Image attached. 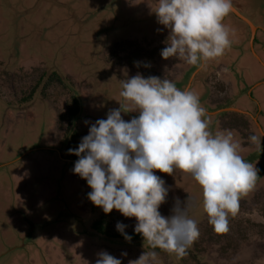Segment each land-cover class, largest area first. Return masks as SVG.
<instances>
[{
  "label": "rangeland",
  "instance_id": "1",
  "mask_svg": "<svg viewBox=\"0 0 264 264\" xmlns=\"http://www.w3.org/2000/svg\"><path fill=\"white\" fill-rule=\"evenodd\" d=\"M232 2L236 9V4L242 5L243 12L260 27L264 36V0ZM155 4L156 0H0V264H95L96 254L102 250L115 257L130 251L136 259L143 251L151 252L137 238L129 242L122 234H118L119 237L98 229L92 231L93 222L98 224L101 220L99 213L92 215L80 211L73 216L66 207L62 223L54 224L50 230L37 226L35 234L26 237L29 235L22 232L21 222L26 223L32 217L20 213L15 220L12 198L18 194L22 199L33 196L36 200L29 194L28 185L31 193L40 194V199L46 201L50 192L45 190L41 194L37 189L38 178L48 176L46 170L50 173L45 180L47 183L50 181L53 186L67 189L68 200H71L69 206L72 204L74 208L77 203L81 204L78 197L84 191L68 187L70 176L64 171L70 164L62 162L61 154L67 156L73 130L81 135L78 138L80 143L90 127L84 123L86 120L94 123L97 119H106L109 109L119 107L118 101L123 100L119 95L121 80L139 72L145 77L155 75L175 83L188 73H184L187 67H192L181 89H185L187 83L198 95L202 92L198 78L192 79L198 66L175 58L164 60L157 52L158 46L167 42L168 31H157L161 25L155 21V14L149 7L154 8ZM224 23L231 29L233 41L226 50L229 57L225 62L236 67L244 66L243 72H247L250 78L254 76V80L257 76L264 78V50L253 46L252 41H246L243 32H239L244 27L248 31L246 37H252L250 23L232 12ZM26 24L29 29L20 28ZM259 36L254 45L261 40ZM134 62H139V67ZM145 64L151 66L145 67ZM230 71L226 72L230 74ZM214 85L217 90L225 87L224 84ZM216 95L213 100L216 104L211 106L217 120L218 114L222 113L218 108L232 103H240V107L249 108L253 113L260 105L262 113L258 120L264 126V84L253 93L247 92L245 98H242L243 93L235 91L229 101H223L224 104L220 102L222 95ZM230 97L235 101L232 102ZM75 99L80 104V112L71 122L70 108L78 104ZM122 115L129 120L136 113ZM234 117V123L229 119L225 123L243 126L242 134L237 132L242 140L248 141L252 131L261 134L250 116ZM238 142L241 144L240 140ZM241 145L240 155L246 160L252 163L255 154L264 160L263 148L261 153L260 150L255 153L253 148ZM77 146L74 144L75 148ZM43 152H47L45 158H41ZM30 162L39 169L27 167ZM23 165L28 173L22 172ZM255 165L260 170L255 189L241 198L239 212L229 219V231L223 234L216 233L208 223L203 211L202 188L190 175L178 169L174 175L157 170L156 174L170 188L167 203L160 208L161 214L171 215L174 198L184 201L189 195L188 216L197 222L200 236L187 248L189 255L177 258L175 254L161 250L156 253L154 264H264V173L261 174L264 165ZM71 173L86 185L87 190L86 180ZM61 176L65 179L62 184L58 182ZM65 189L60 191L62 195H65ZM87 193L82 194L83 202L90 201ZM50 198L51 195L49 202L52 204ZM84 204L91 209L92 206ZM42 206L46 205L36 206L33 214L37 216ZM99 210L103 213L102 208ZM113 211V218H109L113 227L122 222L127 225L126 230H134L135 218H126L117 210ZM19 235L22 240L26 237L23 242L28 244L27 247L19 248L13 242V249L8 252V242ZM75 251H79L78 254L75 255ZM129 260L133 259L125 256L122 263L128 264Z\"/></svg>",
  "mask_w": 264,
  "mask_h": 264
},
{
  "label": "clouds",
  "instance_id": "2",
  "mask_svg": "<svg viewBox=\"0 0 264 264\" xmlns=\"http://www.w3.org/2000/svg\"><path fill=\"white\" fill-rule=\"evenodd\" d=\"M149 7L163 26L157 31H168L160 51L164 60L175 58L202 67L223 56L233 43L224 23L232 0H156L155 7ZM120 88L119 107L109 109L106 119L86 120L88 134L78 147L67 150L78 157L71 171L86 180L91 189L87 198L94 206L105 214L115 209L135 218L134 232L152 249L183 258L200 236L197 222L188 216L190 197L184 201L175 197L171 215H162L170 188L157 170L174 175L178 169L201 186L203 211L219 234L229 231V219L237 216L241 198L255 189L260 170L240 155L231 131L211 130L212 120L193 90L139 72L121 80ZM128 113L136 115L125 120L122 114ZM249 141L261 143L256 135ZM126 227L116 224L130 242ZM96 255L95 264H122L107 251ZM156 255L143 251L128 264H154Z\"/></svg>",
  "mask_w": 264,
  "mask_h": 264
},
{
  "label": "crops",
  "instance_id": "3",
  "mask_svg": "<svg viewBox=\"0 0 264 264\" xmlns=\"http://www.w3.org/2000/svg\"><path fill=\"white\" fill-rule=\"evenodd\" d=\"M232 4H234V3L232 2ZM236 7H237V10H239V12L241 11L240 13L242 15H244L249 21H251L254 25H256L250 19V17H248L243 12L242 5L236 4ZM97 12H98V9L95 11V14H97ZM31 13H32L31 16H33V12H31ZM31 16H29V17H31ZM156 26H157V24H156ZM22 27H28V29H29L30 26L26 24V26L25 25L20 26V28H22ZM160 28H162V25L159 27V29ZM239 32H243V35H244V38L246 39V41H248V42L252 41L253 46L260 47V48H262L264 50V41L262 40V39H264V36L261 33L260 27L258 25H256V28H255V31H254V35L252 34V29H251V35H253L252 37H249V36L246 37L248 35V33H247L248 31H246L244 27L241 28ZM258 36L260 37L261 40L257 42V45H254V41L257 40ZM36 40L37 39H35V42L38 43ZM165 46H166V43H163L162 46L159 45L157 52H160L162 47L164 48ZM228 54L229 53L225 52V54L223 56L219 57L217 60L214 59L212 63L207 62L206 65H204L202 67H199L197 69V71H196L197 73L195 72L193 74V78L192 79H197L198 78L197 81L200 83L199 87H200V91H202V92L199 93V98H200L201 105L206 109L208 116L211 117V120H212L211 130L213 132H217V131H219V132H228V131L231 130V132L233 133L234 139L236 141L240 140V143L242 144V145L241 144L240 145L243 148L244 147L248 148V149L253 148L255 153L258 150H260V153H261V148H263V152H264V147H263L264 126L258 120L260 114L262 113V107L260 105H258V108H257L256 112L253 113V111H251L249 108L245 109V108L240 107L239 106L240 103H237V104L232 103L230 106H228L230 108H228V107L218 108V109H220L222 111V113L218 114L219 115L218 120L216 119L217 115H213L214 112H212V111H214V110H213L211 105H215L216 104V103H213L214 98L217 97L216 94L220 93L222 95V96L220 95L221 96L220 102H222L224 104L225 102H223V101H226V100L229 101V96H231L233 92L239 91V92L243 93L242 98H245L247 92H249V94L253 93L257 89L258 86L264 84V78L261 79V78H259L257 76V78L254 80L253 79V77H254L253 75H252L253 77L250 78V76L248 75L247 72L244 73L243 72L244 66L236 67L235 65H231L229 62H225V59L228 60V57H229ZM220 60H221V63H219ZM170 62H173V61H170ZM233 68H234V70H233ZM186 69L189 70V67H187ZM229 69L232 70V71H230L231 72L230 74H228L226 72L227 70L229 71ZM202 70L204 72H202ZM222 71H224V72H222ZM189 73L190 72H188L187 74H184L183 78H181L182 80H178V82H175V84H176V86L178 88H180V89L182 88L185 79H187L186 76H189ZM200 75H202V77H200ZM214 76H216V78H214ZM214 84H217L218 86H221V84L222 85L224 84L225 87L223 89L217 90V87H215ZM185 88L191 89L190 85H188L187 83H186ZM244 89H245L246 94H244ZM224 94L226 96H224ZM227 95H228V97H227ZM230 100H231V97H230ZM231 101L233 102L235 100L232 99ZM231 107H234V108H231ZM228 110H235V111H228ZM236 115H237V118H239L240 116H245V117L246 116L247 117L250 116L249 118L252 120L253 124H254V121H255L256 125H258V128L261 131V134L259 132L257 133V131H256V133H255V131H252L253 133H251V134L260 137V140H261L260 145L253 144L249 140H248L249 142L247 140H244V139H243L244 140L243 141L238 136V133L242 134V132L240 130L242 128H244L243 126H241V125L237 126L236 124H229L228 122L225 123V121L227 119H229V121H232V122L235 121L234 118H236V117H234V116H236ZM254 127L256 128L255 124H254ZM249 143H251V144H249ZM47 152L41 153L40 154L41 158H45V155L47 154ZM25 154L26 153H24V155ZM21 155L22 154L19 153V158H21ZM62 156H63V154H61V158L63 160L62 162H67V163L70 164V167L66 168L65 171H64V173H68V176H70V179H69V182H68V187L69 188L72 187L74 189L76 187H78L79 189L84 191V192L81 191L82 193L78 197V200L81 199V200H79L80 201L79 203H81V204L78 205V203H77V205L74 206V208H72L73 207L72 204L69 206L68 204H69V202H71V200H68L69 197L67 196V189H65L63 187L56 186V185L53 186L52 185L53 183H51L50 181L47 183V181H45V180H47V177L49 176L50 173L47 172L46 170H44L47 173L48 176L47 177H39L38 178L37 189H38V191H41V194L45 190H48L50 192V194H49L48 198L46 199V201L44 200L45 198L40 199V196H41L40 194H39L40 196L36 195V193L34 194V191H32V193H31L30 190H29L30 187L28 185H27V190L29 191V194L30 195L31 194L34 195L36 197V200L34 199L33 196H31V198H28V199H26V198L22 199V198L19 197L18 194L16 196L14 195V198H12L13 207L15 209V211H14L15 214H13L12 216H15V220H17V218L20 217L19 216L20 213H23V214L27 213L26 214L27 217H32L26 223L21 222L22 226H23L22 227V230H23L22 232L24 234H26V235L35 234V229H36L37 226L46 228L48 230L53 229L54 224H56L58 226V224L62 223L61 222V218L65 215L64 210H63L64 207H66V209L69 210L70 214L72 213L73 216H75V213L78 214L80 211H84L85 213H92V215L99 213L101 217L104 216V217L110 218V219L113 218V213L105 214L104 212L103 213L100 212L99 207L94 206L91 201H89V202L84 201L83 202L84 196L82 198V194L85 195L86 191L89 192L90 187H88V185H87L88 189L86 190V187H85L86 185L82 181L81 182L83 184L80 183L77 180L78 177L77 178L76 177H72L74 175H72L71 169H72V167H74V162L77 159H73V158L69 157L68 153H67V156H65V157L64 156L62 157ZM0 163H2V162H0ZM252 163L254 165L255 164H259L261 167H263L264 160H263V158L261 156H259L258 154H255L252 157ZM29 166L30 167L32 166L33 169H39V167L36 166L35 163H33V162H30L29 164H27V167H29ZM26 168L23 165V167L21 168L22 172L28 173L27 170H25ZM41 170H43V169H41ZM263 173H264V170H263V172L261 174H263ZM61 178L58 181L60 184H62L64 182V180H65L64 176H61ZM43 180H44V182H43ZM42 184H43V186H42ZM65 186L67 187V185H65ZM14 189L15 188L12 187L13 191H14ZM62 189H65V195H62L60 193V191ZM23 193L28 196V193L24 192V189H23ZM50 195H51L50 201L52 202V204L49 202ZM85 202H86V204H88L89 207L92 206L90 210L88 209V207L85 206V204H84ZM41 203H43V204H41ZM44 204L46 206H42L41 207V209H40V210H42L41 212H40V210L37 211V213L39 212V214L37 216L35 214H33V213H35V210L37 209L36 206L40 207L41 205H44ZM20 205L24 206L25 208L19 207ZM94 225H95V222H93V224H92V228H91L92 231L94 229H96ZM45 226H50V227H45ZM31 228H33V229H31ZM30 229H31V231H30ZM26 237H31V236L29 235V236H26ZM23 240H22V236H20V235L18 236L17 239H12L11 242L10 241L8 242L6 250H8V252L12 251L13 247H12L11 243H13V242H15L17 244V247H19V248L27 247L28 244H25V242H23ZM139 240H140V244L143 245L144 247H146V250L149 249L151 251H155L156 253L161 252V250L152 249L150 246H146L147 242L146 241L144 242L143 238L139 239ZM18 242H20V244H18ZM3 250H5V249H3ZM21 251H25L26 253L30 252L28 250H21ZM78 252L79 251H75L74 254L76 255V254H78ZM189 253H190V250H187V254L188 255H189ZM131 255H132V252L129 251L127 256H129L130 258L135 260L136 258H134V256L133 255L131 256ZM117 258H120V259L123 260L125 257H122L121 255H117ZM122 264H124V263H122Z\"/></svg>",
  "mask_w": 264,
  "mask_h": 264
},
{
  "label": "trees",
  "instance_id": "4",
  "mask_svg": "<svg viewBox=\"0 0 264 264\" xmlns=\"http://www.w3.org/2000/svg\"><path fill=\"white\" fill-rule=\"evenodd\" d=\"M75 101H76V99H75ZM76 103H78V102L76 101ZM79 106H80V104L78 103L75 108H70V113L69 114H70L71 122L75 121L78 113L80 112V107ZM77 134H78V136H77ZM80 136L81 135H79V132L76 131V129L73 130L72 135H71V139H70L71 142L69 143V147L67 148V150L69 148H75L74 144H76V143L79 145V141H78L79 139L78 138ZM68 155H69V157H71L73 159H78V157L76 155H74V154H68ZM111 222L112 221L109 218L101 217V220H99V223L97 222L98 224H95V228L100 230V231L106 232L107 234H116V235L121 234L120 232H118L116 230V227H113V224ZM125 232L128 235L132 236V238H134V239H136V238L137 239H142V236L139 235V234H136L133 229L132 230H126L125 229ZM119 237H121V236H119ZM156 249L160 250L159 248H156Z\"/></svg>",
  "mask_w": 264,
  "mask_h": 264
},
{
  "label": "water",
  "instance_id": "5",
  "mask_svg": "<svg viewBox=\"0 0 264 264\" xmlns=\"http://www.w3.org/2000/svg\"><path fill=\"white\" fill-rule=\"evenodd\" d=\"M232 12H234L237 16H239L240 18H242V19H245L246 21H248L249 23H250V25H251V29H252V34L254 35V31H255V29H254V24L251 22V21H249L246 17H244L235 7H234V5L232 4V10H231ZM256 28V27H255ZM252 35V36H253Z\"/></svg>",
  "mask_w": 264,
  "mask_h": 264
},
{
  "label": "flooded vegetation",
  "instance_id": "6",
  "mask_svg": "<svg viewBox=\"0 0 264 264\" xmlns=\"http://www.w3.org/2000/svg\"><path fill=\"white\" fill-rule=\"evenodd\" d=\"M232 12V11H231ZM234 15H236L234 12H232ZM192 70V67L189 69V70H187L186 72H184V73H187V72H189V71H191ZM184 71V70H183Z\"/></svg>",
  "mask_w": 264,
  "mask_h": 264
},
{
  "label": "bare ground",
  "instance_id": "7",
  "mask_svg": "<svg viewBox=\"0 0 264 264\" xmlns=\"http://www.w3.org/2000/svg\"><path fill=\"white\" fill-rule=\"evenodd\" d=\"M254 29H255V27H254Z\"/></svg>",
  "mask_w": 264,
  "mask_h": 264
}]
</instances>
